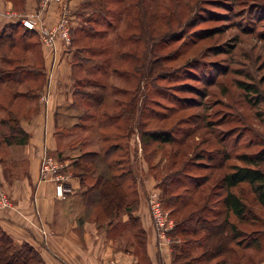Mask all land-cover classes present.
<instances>
[{
    "label": "rangeland",
    "instance_id": "374dc122",
    "mask_svg": "<svg viewBox=\"0 0 264 264\" xmlns=\"http://www.w3.org/2000/svg\"><path fill=\"white\" fill-rule=\"evenodd\" d=\"M10 1L11 11L18 15L24 14V0ZM37 1L38 4L41 2ZM83 1L86 2L85 5H82ZM83 1L80 0L81 3L72 9L71 26L76 29L90 27L89 20L96 18L92 7H97L98 2ZM104 2L103 13H99V16L103 15L104 24H109L108 21L111 24L106 28L100 44L110 45L109 50L113 56L110 67H104L107 76L100 80L106 85L107 96L102 106L96 110L92 121L80 120L83 107H77L76 103L72 109L69 107L74 112L65 111L67 117L72 118L71 115L74 114L78 117L58 128L60 134L71 136L63 147L82 144L81 150L94 149L103 155L110 144L117 142L121 148L110 159L121 158V169H128L125 153L127 149L121 144L126 143L123 136L128 127L135 128L136 113L123 117L125 120L128 118L126 126L119 122L111 124L106 118L117 114L121 111L120 105L132 100L135 109L143 105L146 112H149L144 113V120L147 122L145 130L163 131L174 138L173 143L151 142L140 148L137 155L138 177L143 174L141 166L147 161L149 172L154 176L157 186L166 184V174L175 179L174 175L184 173L180 169L187 164L184 174L202 176L212 172L213 176L209 181L211 187L212 180L228 172L231 166L242 164L237 158L239 154H251L263 148L264 0ZM92 26L94 29H102V26ZM16 30L14 49H0V123L3 124L0 129L18 133L21 131L18 119L34 111L45 73L40 70L43 62L39 54L41 39L38 33L35 31L36 34L21 39V42L19 39L24 29L16 27ZM129 35L134 42L133 46L128 45L134 60L125 72L129 77L125 80L112 70L120 67L121 63L115 56L119 40ZM95 42L96 40L93 41ZM23 43L29 45L28 51L22 49ZM77 48L79 49L75 43L70 48L73 63L80 56ZM3 55L15 60L4 63L1 61ZM102 57L96 55L92 60L99 64ZM24 72L25 81L10 83L12 89L6 87L9 80H16ZM72 79L75 82L73 75ZM248 85L254 86L256 91L252 87L247 88ZM123 89L128 94L119 92ZM14 94L18 96L13 98ZM1 118H7L8 121ZM72 122H76L78 127H72ZM81 124L89 127L79 128ZM223 151L228 154L225 158ZM126 182L129 183V180ZM186 182L171 188L181 193L190 184L187 180ZM207 188L208 184L202 185L198 190L206 191ZM232 190L239 194L247 208L241 221L229 213V221L236 225L238 236L234 240H231V236L228 237L230 250L226 255L195 263L191 261V264H219L222 261L226 264H264V209L257 203L247 184H241ZM191 192L189 203L170 216L174 222L180 223L190 217L186 224L192 226L196 217H210L220 209V205L214 203L215 199L204 205L203 197L197 192ZM203 206L205 209L202 211ZM163 207L170 212L171 207L166 201L163 202ZM94 212L95 208L90 214ZM102 223L106 225V220ZM113 224L116 228H124L119 220L113 219ZM173 238V244L182 245L190 239V235L177 233ZM119 240V245L126 247L132 239L126 234L123 240ZM256 241L261 244V248L252 244ZM134 247L139 263L148 264L136 245ZM200 252L201 249L192 251L190 258L199 256ZM173 253L175 255L178 252L173 250ZM183 259L176 264H184L187 259Z\"/></svg>",
    "mask_w": 264,
    "mask_h": 264
},
{
    "label": "crops",
    "instance_id": "0c3cea01",
    "mask_svg": "<svg viewBox=\"0 0 264 264\" xmlns=\"http://www.w3.org/2000/svg\"><path fill=\"white\" fill-rule=\"evenodd\" d=\"M64 1L72 18V9L80 0ZM24 4L25 11L21 15H35L41 8L37 0H24ZM11 5L10 0H0V30L12 24L6 17ZM59 15V5L51 3L41 10L39 23L41 26L52 27ZM63 44L60 38L56 39L51 48H45L41 43L45 79L38 92L34 111L18 119V126L25 136L21 132L13 136L21 143H6L4 138L10 132L8 129H0V187L5 189L14 205L11 210L0 211V229L15 244L27 243L32 246L44 264H107L110 261L115 264H140L127 226L122 229L114 227L113 223L100 226L91 219L83 204L81 194L84 189L72 164L85 151H100L81 150L82 144L63 147L71 136L60 134L58 128L78 117L74 113L72 118L65 114V111L75 106L73 57L69 51L70 45ZM43 94L47 95L45 101L40 99ZM1 119L8 121L7 118ZM72 123V127H75L76 122ZM0 127H3L2 123ZM125 139L126 143L121 145L127 149L126 161L137 179V205L134 213L144 232L148 264H173V231L167 232L165 238L159 237L148 207L149 192L159 190L156 181L146 162L141 166L143 174L140 177L137 174L136 161L141 148L139 134L135 130ZM113 144L119 145L117 142ZM44 150L62 165L60 174L64 177L66 187L63 199L54 196L52 182L38 179L39 159ZM114 219L126 224L129 218L127 213L122 212ZM126 234L132 240L128 246L121 247L119 239L123 240Z\"/></svg>",
    "mask_w": 264,
    "mask_h": 264
},
{
    "label": "trees",
    "instance_id": "16d2710c",
    "mask_svg": "<svg viewBox=\"0 0 264 264\" xmlns=\"http://www.w3.org/2000/svg\"><path fill=\"white\" fill-rule=\"evenodd\" d=\"M96 1L98 2V6L92 7V12L96 13V18L89 20L90 27L86 29L83 27L76 29L71 26L70 29L71 40L69 51L70 48H72L73 43H75L79 47V49H77L78 54H80V56L78 55L77 59L74 60L75 62L72 63V75L75 79L78 76L76 79L77 81L75 80L74 82L75 85H73L75 87V90L73 89V105L75 106L76 103L77 107H83L82 114L79 116L81 121H92L95 119L94 115L96 110L102 106L105 97L107 96V88L100 80L101 77L107 76L104 67L109 68L113 58L112 52L109 50L110 45L107 43L100 44V40L104 38L106 28H109L111 21H108L109 24L107 25L104 24L102 18L103 15L100 17L99 13H103L102 7L105 5V2L104 0ZM83 3L85 5L86 2L83 1L82 5ZM90 3L89 6L91 8ZM92 25L102 26V29H94ZM16 27L24 29L20 36V41L23 38L26 39L29 35L36 34L34 30L25 29L19 23L9 24V26L6 25L0 30V49H14L16 45V39L14 36L17 32ZM8 28H10V31H8ZM94 40H96L95 43H93ZM23 45L22 49L28 51L29 45L26 43H23ZM91 45H93V47ZM128 45H134L131 35L128 37H122L121 40H119L118 50L115 56L121 61V70L120 67L112 70L113 73H117L125 80L129 79L125 72L134 60L133 53ZM40 46L41 43L39 44V54L41 56V61L43 62ZM96 55L103 56L99 64L94 63L92 60V57ZM10 60H15V58L6 57L4 55L1 57V61L4 63L11 62ZM76 68H78V70H76ZM40 70L42 73L44 72L43 64L41 65ZM25 76L26 72L17 76L16 80H9L6 87L12 89L10 83H14V81L21 83L26 80ZM250 87L256 91L254 86H247V88ZM114 91L116 90L114 89ZM31 92H33V90ZM119 92L124 95L128 94L126 89L120 90ZM22 94H25V92ZM16 96H18V94H14L13 98ZM117 104L120 105L118 102ZM139 107L140 108L135 109L132 100H130L128 104L120 105L121 111H118L117 114L108 115V118L106 119L109 120L111 124L119 122L120 125L126 126L128 118L125 120L123 117L126 118V114L133 116L136 113L135 115L137 118L135 119L136 123H134L135 128L128 127V131L123 137L129 136L136 130L139 134L141 148L151 142L173 143L174 138L163 131L144 129L147 125V122L144 120L146 108L143 105ZM75 127H78L77 124ZM88 127L89 126L86 124L79 125V128L82 129ZM9 132L10 135L4 138V141L6 143H19L20 140H16L13 136L16 132L10 130ZM19 132L22 133V130ZM22 134L25 136L24 133ZM120 148L121 146L118 144H110L104 151L103 155L97 151H85L77 157L73 162L72 167L79 177L82 188L84 189L81 194L82 201L89 216L100 226H105L102 221L106 220V224L112 225L115 216H118L122 212L127 213L129 218L128 222L122 224V226H127L133 236V243L136 245L137 250L140 251L142 258L147 260L144 249V232L141 229L138 217L134 213L137 205L136 176L133 174L128 164H126L128 169H121L123 168L121 158L110 159V157H113L114 153L117 152L118 149L120 150ZM223 154V158L228 156L224 151ZM237 158L242 164L231 166L228 172H224L221 176L212 180L211 187L209 181L212 179V172L202 176L184 174V169L187 168V164H184L180 169L184 173L179 175H174L172 173L175 179H172L170 174H166L164 176L166 184L157 186L160 190L162 206L163 202L166 201L171 207L169 212L170 216L184 208L189 203V197L192 193L191 191L197 192L199 196L203 197L204 205L209 201H213V199H215L214 203L220 205V209L214 215L212 214L210 217L203 215V219L196 217L192 226L186 224L190 217L181 220L180 223L179 221H175L172 234L175 235L180 233L183 235H190V239L185 242V244L172 245L173 250H177L178 252L175 255L173 253V264H176L181 258H184L183 260L187 259L184 264H191V261L195 263L202 259L210 260L218 256L226 255L229 252L230 243H227L228 237L231 236V240H234L238 236L236 225L229 221V213L233 214L237 220L241 221L244 219L247 210L242 198L238 193L232 190L233 188H236L241 184H247L257 203H259L264 209V146L255 153L239 154ZM146 163L149 168L147 161ZM180 179H182V181ZM128 180L129 183L126 182ZM186 180L190 184L185 186L183 192L177 193L174 188H171L173 185L176 186L187 183ZM206 184H208L206 191L198 190L202 185ZM94 208L95 212L91 215L90 213ZM204 209L205 206L201 208L202 211ZM206 212L211 213L210 210H206ZM192 237H194V239ZM252 244L258 248L262 247L257 241ZM197 249H201L200 255L190 258L191 252ZM0 264H44V262L40 254L32 246L27 243L15 244L11 237L0 229ZM219 264L226 263L225 261H222Z\"/></svg>",
    "mask_w": 264,
    "mask_h": 264
},
{
    "label": "built area",
    "instance_id": "2783aa9c",
    "mask_svg": "<svg viewBox=\"0 0 264 264\" xmlns=\"http://www.w3.org/2000/svg\"><path fill=\"white\" fill-rule=\"evenodd\" d=\"M56 3L60 7L59 19L53 27L41 26L39 23V14L41 10L45 9L49 4ZM41 8L35 15H18L17 12L9 10L6 17L9 23H19L25 29L34 30L38 33L41 43L46 47H54L57 38H60L67 46L70 45V29H71V14L68 11L67 4L63 0H41ZM40 99L45 101L47 95L43 94ZM62 165L59 161L44 150L39 159L38 179L39 181L52 182L54 186V196L58 199H63L66 194V187L64 185V177L60 174ZM148 207L152 217V221L158 236L165 238L166 233L174 229L175 222L170 217L169 213L163 208L160 199L159 190H151L148 194ZM14 208V205L3 187H0V211H7ZM38 225L39 222H38ZM40 230L43 235L45 231L41 226ZM107 264H115L110 261Z\"/></svg>",
    "mask_w": 264,
    "mask_h": 264
}]
</instances>
